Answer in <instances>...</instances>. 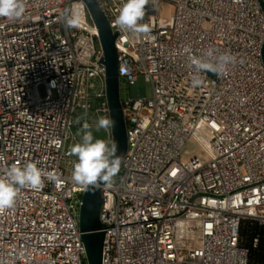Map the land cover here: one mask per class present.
Segmentation results:
<instances>
[{"label": "built area", "instance_id": "1", "mask_svg": "<svg viewBox=\"0 0 264 264\" xmlns=\"http://www.w3.org/2000/svg\"><path fill=\"white\" fill-rule=\"evenodd\" d=\"M97 1L118 33L120 91L140 77L153 90L121 99L128 150L101 186L103 264H252L240 231L264 225V0H149L139 37L113 23L124 0ZM25 2L23 20L0 18V175L37 162L62 182L0 212V264H89L69 150L73 127L111 118L100 33L85 0ZM67 8L79 27L65 28ZM185 46L236 63L193 88Z\"/></svg>", "mask_w": 264, "mask_h": 264}, {"label": "clouds", "instance_id": "2", "mask_svg": "<svg viewBox=\"0 0 264 264\" xmlns=\"http://www.w3.org/2000/svg\"><path fill=\"white\" fill-rule=\"evenodd\" d=\"M149 0H124L114 25L121 31L139 36H148L152 29L148 23H142L145 17V5ZM25 0H0V18L17 22L25 18ZM65 28H77L81 17L73 8H67L61 14ZM187 54L188 66L191 70V86L199 88L204 85V76L208 73L216 76L225 75L230 65L236 63V56L231 52H220L214 47H208L202 55H194L190 47L183 49ZM115 121L107 116H100L95 122V128L111 129ZM91 125L85 121L82 125L80 142L69 150V155L75 156L71 179L74 184L85 189L89 186H111L118 175L122 156L117 155L118 143L94 138ZM44 179L59 185L60 176L53 171H43L37 162H27L23 167L13 164L4 175H0V212L14 206L18 193L25 187L42 188Z\"/></svg>", "mask_w": 264, "mask_h": 264}, {"label": "water", "instance_id": "3", "mask_svg": "<svg viewBox=\"0 0 264 264\" xmlns=\"http://www.w3.org/2000/svg\"><path fill=\"white\" fill-rule=\"evenodd\" d=\"M85 1L100 33L104 50L103 63L106 67L107 98L111 119L115 121V125L112 127L113 141L118 143L117 155L122 156L123 162L128 150V136L127 123L120 96L119 53L115 45L118 33L112 31L110 23L97 0ZM101 186H89L86 189L80 211V228L83 232L82 238L89 264H103L105 232L100 221L103 202Z\"/></svg>", "mask_w": 264, "mask_h": 264}, {"label": "rangeland", "instance_id": "4", "mask_svg": "<svg viewBox=\"0 0 264 264\" xmlns=\"http://www.w3.org/2000/svg\"><path fill=\"white\" fill-rule=\"evenodd\" d=\"M170 6L171 5L167 4L164 7V12L168 11L169 8H172ZM40 91H41L42 95L45 94V90L43 87L40 89ZM152 94H153V90H152L151 84L148 83L147 81H145V79L143 77H140L135 84L129 85L126 87L124 86L123 81H121L120 96H121V99L123 101L127 100L128 98H145V97L151 98ZM91 126H92L91 131L93 132L94 138L104 139V140L109 141L108 130H105V129L97 130L95 128V124H93ZM72 134H73V136L78 138L79 142H80L81 130L79 129V127H76V126L73 127ZM112 141H113V139H112ZM75 143L76 142L74 141L73 145ZM197 150H198V147L194 143H189L185 148L184 155L186 157H188V156L192 155L193 153H195ZM74 158H76V157L74 156Z\"/></svg>", "mask_w": 264, "mask_h": 264}, {"label": "trees", "instance_id": "5", "mask_svg": "<svg viewBox=\"0 0 264 264\" xmlns=\"http://www.w3.org/2000/svg\"><path fill=\"white\" fill-rule=\"evenodd\" d=\"M241 245L249 250L252 264H264V225L257 221L247 220L240 231Z\"/></svg>", "mask_w": 264, "mask_h": 264}]
</instances>
